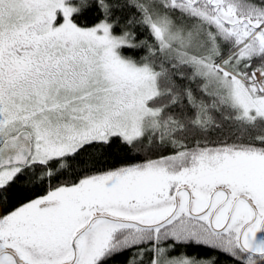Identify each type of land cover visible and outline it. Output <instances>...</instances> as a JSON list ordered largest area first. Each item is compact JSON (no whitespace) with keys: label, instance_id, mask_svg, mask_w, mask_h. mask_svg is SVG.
<instances>
[{"label":"snow or ice","instance_id":"snow-or-ice-1","mask_svg":"<svg viewBox=\"0 0 264 264\" xmlns=\"http://www.w3.org/2000/svg\"><path fill=\"white\" fill-rule=\"evenodd\" d=\"M0 264H264V0H0Z\"/></svg>","mask_w":264,"mask_h":264},{"label":"trees","instance_id":"trees-1","mask_svg":"<svg viewBox=\"0 0 264 264\" xmlns=\"http://www.w3.org/2000/svg\"><path fill=\"white\" fill-rule=\"evenodd\" d=\"M227 135V132L225 131V132H222V133H213V137H216V136H226ZM114 161H112V160H108L107 161V164L108 165H111L112 163H113Z\"/></svg>","mask_w":264,"mask_h":264}]
</instances>
